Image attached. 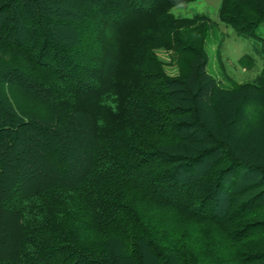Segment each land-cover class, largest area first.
I'll return each instance as SVG.
<instances>
[{
    "label": "trees",
    "instance_id": "16d2710c",
    "mask_svg": "<svg viewBox=\"0 0 264 264\" xmlns=\"http://www.w3.org/2000/svg\"><path fill=\"white\" fill-rule=\"evenodd\" d=\"M191 1L0 0V264H264V60L212 75Z\"/></svg>",
    "mask_w": 264,
    "mask_h": 264
},
{
    "label": "rangeland",
    "instance_id": "374dc122",
    "mask_svg": "<svg viewBox=\"0 0 264 264\" xmlns=\"http://www.w3.org/2000/svg\"><path fill=\"white\" fill-rule=\"evenodd\" d=\"M219 3L220 0H194L174 6L172 8V12L176 15L182 16H192L194 13H206L212 21L218 23L217 26L211 30V34L207 42L210 59L207 65V70L216 78L223 80L225 85L231 87L234 84L252 80L259 72L264 60V23L258 27L257 38L239 36L230 26H226L224 23L219 21ZM84 33L86 34L85 38L88 39V32L86 33L84 30ZM221 39L222 43L217 48ZM156 52L161 59L167 62L174 60V56H172L173 52L171 51L162 49L157 50ZM216 54H218L220 60L217 59ZM242 56H248V60H246V58L241 59ZM167 70L168 72H173L172 68L168 66V64ZM227 77L230 79H227ZM15 96L17 97H14L15 104L17 105V103H19L21 104L19 106L24 108V104L26 103L17 93H15ZM260 114L259 117L261 121H263L264 125V118H261L263 115ZM194 225L197 229H195ZM184 226H191L194 228L193 233L195 235L200 234L201 238V233L205 235L204 231L199 230L197 225L194 223L192 225L185 223ZM223 238L224 237L221 239ZM220 248L227 250L228 246L224 244L222 246L220 245ZM246 253L250 254L252 251L246 250Z\"/></svg>",
    "mask_w": 264,
    "mask_h": 264
}]
</instances>
